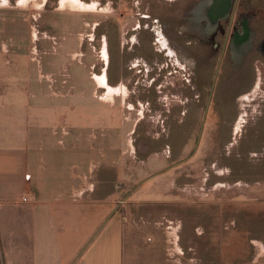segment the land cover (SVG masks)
<instances>
[{
  "label": "rangeland",
  "instance_id": "374dc122",
  "mask_svg": "<svg viewBox=\"0 0 264 264\" xmlns=\"http://www.w3.org/2000/svg\"><path fill=\"white\" fill-rule=\"evenodd\" d=\"M27 1L0 0V44L21 48L0 55V65L31 70L29 89L38 94L55 92L40 98L41 112L63 120L47 142L50 155L76 141L93 163L104 162L100 172L116 165L103 220L120 214L142 237L138 250L158 240L168 264H264V55L224 57L196 147L218 52L178 34L186 0H77L75 8L74 0ZM241 1L256 49L264 0ZM13 33H24V42ZM0 91L9 96L0 102L6 111L11 96L4 85ZM14 101L24 112L35 103ZM110 146L124 153H108Z\"/></svg>",
  "mask_w": 264,
  "mask_h": 264
},
{
  "label": "crops",
  "instance_id": "0c3cea01",
  "mask_svg": "<svg viewBox=\"0 0 264 264\" xmlns=\"http://www.w3.org/2000/svg\"><path fill=\"white\" fill-rule=\"evenodd\" d=\"M1 1L4 5L9 2ZM28 2L17 0L23 6ZM31 33L36 40V32ZM13 35L23 41L25 34ZM5 43L0 44V55L20 54V46L14 50ZM50 74L45 76L51 82ZM31 78V70L24 75L19 64L6 70L0 65V87L4 85V93L11 96L9 109L0 110V264H168L158 240L144 242L143 250H138L142 237L125 229L120 214L112 220L116 214L113 210L103 220L105 190L114 183L108 174L116 165L100 172L104 162L93 163L76 141L67 149L63 144L70 133L67 129L57 141L64 145V151L50 155L52 148L47 142L56 134L57 124H63L62 119L58 121L62 115L41 112L40 98H50L55 92L41 90L38 94L29 89ZM7 97L0 91V102ZM19 97L35 103L27 106L26 112L15 110L24 108L14 101ZM76 126L81 127L78 122ZM75 137L82 141L79 132ZM110 148L108 153L118 150ZM23 197L29 200L19 202Z\"/></svg>",
  "mask_w": 264,
  "mask_h": 264
},
{
  "label": "flooded vegetation",
  "instance_id": "af4514ba",
  "mask_svg": "<svg viewBox=\"0 0 264 264\" xmlns=\"http://www.w3.org/2000/svg\"><path fill=\"white\" fill-rule=\"evenodd\" d=\"M242 7L241 0H186L177 17L176 30L179 35L196 39L218 52L216 66L219 62V68L227 54L232 60H243L254 51L264 55V38L255 49L256 34L250 28L252 16Z\"/></svg>",
  "mask_w": 264,
  "mask_h": 264
},
{
  "label": "water",
  "instance_id": "95a60500",
  "mask_svg": "<svg viewBox=\"0 0 264 264\" xmlns=\"http://www.w3.org/2000/svg\"><path fill=\"white\" fill-rule=\"evenodd\" d=\"M220 58H221V56H220ZM218 70H219V62H218V64H217V66H216V69H215V72H214V75H213V79H212L211 86H210V90H209V95H208L207 102H206V105H205V109H204V112H203V115H202V119H201V122H200V125H199V130H198V135H197L196 147H197V145H198V142H199V140H200V136H201V134H202V130H203L204 122H205V119H206V115H207L208 107H209V104H210V100H211V97H212V93H213V89H214V86H215L216 78H217V75H218ZM188 158H189V157L184 158V159H182V160H179V161H177V162L171 164L170 166H167L166 168H164L163 170H161V172H162V171H166V170H168V169H170V168H172V167H174V166H176V165H178V164H180V163H183V162L186 161ZM156 174H157V173H155V174H153V175H151V176L145 178L144 180H142L141 182H139L137 185H135L133 188H131V189L129 190V192H127V193L121 198V200L119 201L118 205H119L120 203H122V202H123L128 196H129V194H130V193H131V192H132L137 186H139L141 183H143L144 181L148 180L149 178L155 176ZM118 205H117V206H118ZM112 213H113V212H112ZM112 213H111V214H112ZM111 214H110V215H111ZM107 219H108V218H107ZM105 221H106V220H105ZM103 224H104V222H103ZM103 224H101V226H102ZM101 226H100V227H101ZM100 227L98 228V230L100 229ZM98 230H96V232H97ZM96 232H95V234H96ZM95 234H93V235L91 236V238L88 240L87 243H89V242L91 241V239L93 238V236H94ZM86 245H87V244H86Z\"/></svg>",
  "mask_w": 264,
  "mask_h": 264
},
{
  "label": "bare ground",
  "instance_id": "6f19581e",
  "mask_svg": "<svg viewBox=\"0 0 264 264\" xmlns=\"http://www.w3.org/2000/svg\"><path fill=\"white\" fill-rule=\"evenodd\" d=\"M69 2H72L71 4H72L73 8L78 7V4L80 3V2L77 1V0L69 1ZM69 2H68V3H69ZM81 6H82V5H81ZM98 80H99V82H100L101 84H104V81H103L101 78H98ZM110 90H111V89H110ZM110 92H112V91H110Z\"/></svg>",
  "mask_w": 264,
  "mask_h": 264
},
{
  "label": "built area",
  "instance_id": "2783aa9c",
  "mask_svg": "<svg viewBox=\"0 0 264 264\" xmlns=\"http://www.w3.org/2000/svg\"><path fill=\"white\" fill-rule=\"evenodd\" d=\"M28 200H29V199H27L26 197H23V198L20 199L19 202L24 203V202H27ZM166 255H167V254H166Z\"/></svg>",
  "mask_w": 264,
  "mask_h": 264
}]
</instances>
